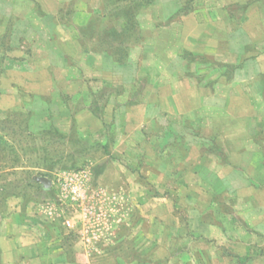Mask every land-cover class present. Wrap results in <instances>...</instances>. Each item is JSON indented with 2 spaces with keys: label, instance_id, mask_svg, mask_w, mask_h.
<instances>
[{
  "label": "crops",
  "instance_id": "obj_1",
  "mask_svg": "<svg viewBox=\"0 0 264 264\" xmlns=\"http://www.w3.org/2000/svg\"><path fill=\"white\" fill-rule=\"evenodd\" d=\"M199 1L153 0L145 5L139 15L142 41L120 63L107 52L84 47L79 30L68 28L70 22L83 27L99 14L100 0H0V26H5L0 31V59H9L11 49L28 41L30 53L22 56L35 72L41 60L47 64L54 58L62 60L55 72L54 95L68 94L72 102L59 98L60 116L49 124L64 134L75 127L73 104L82 91L84 118L101 124L96 141L111 136L112 128L103 118V109L109 106L116 109L114 117L124 111L113 119L112 145L118 134L135 142L141 136L152 137L154 123L160 124V137L166 141L149 152L156 159L153 167L167 171L161 184L178 171L176 190L172 189V197L168 188L138 197L142 205L150 206V213L143 215L152 217L153 199L171 197L174 202L180 189L188 187L192 201L188 217L193 218L194 232L216 239L241 260L248 253L254 255L245 264H264V0ZM70 5L74 12L69 22L62 13L72 10ZM76 14L84 19L78 21ZM144 73L154 77L146 79L140 92L134 84ZM30 111L33 128L48 126L36 124L39 111ZM123 123L132 130H120ZM166 152L181 155V165L165 159ZM200 184L207 187L210 203L223 200L224 208L217 206L212 215L199 203ZM120 220L115 219L118 229ZM23 222L27 224L22 227L6 219L0 225V264H81L56 241L47 243L34 224ZM83 232L85 244L90 236L88 229ZM170 249L159 258L152 252L147 257L144 250L140 260L115 259L117 264H199V259L185 257L186 249ZM213 250L210 264H233Z\"/></svg>",
  "mask_w": 264,
  "mask_h": 264
},
{
  "label": "rangeland",
  "instance_id": "obj_2",
  "mask_svg": "<svg viewBox=\"0 0 264 264\" xmlns=\"http://www.w3.org/2000/svg\"><path fill=\"white\" fill-rule=\"evenodd\" d=\"M69 7L72 10L68 9L62 15L67 17L70 22L69 17L73 14L74 8L72 5ZM75 17L78 21L84 19L77 14ZM69 24L68 28L72 31L76 28L80 31L82 27L71 22ZM4 27L0 26L2 33L5 30ZM22 45L19 49H11L13 51L8 54L9 59H0V121H6L8 116L15 114L16 118L23 120L20 126L24 128L25 122L28 120L26 113L37 109L39 112L36 113L35 123L49 125V122L53 119L55 121L60 116L58 99L66 100L67 104L69 101L72 102L68 94L54 95V91L57 90L53 89L54 85L56 87L55 72L57 73L61 67L62 60L59 57L54 58L51 64L41 60L38 71L35 72L30 60L28 61L25 56H22V54L30 53L31 43L24 41ZM74 64L77 65L76 62ZM151 75L154 77V74L150 73L140 74V78L134 84L140 92L145 88L146 79ZM77 79L80 80L78 72ZM36 85L39 86L35 87ZM82 92V95L75 99L77 103L73 104L74 109L77 110L75 114L77 122L73 131L70 130L66 135L74 132L73 140L81 138L84 143L83 145L65 143L62 148L66 158L72 156L70 157L71 161L60 162L53 168L51 176L48 177L51 180L48 188H45L43 184L42 188L36 184L21 188L25 182L28 183L29 172L30 174L35 173L43 167L42 164H39V168L33 166L29 170L23 168L28 167L27 165L34 161L36 153L28 152L20 158L16 164L18 167L16 174H11L12 170H8L9 168L0 169V185H8L5 191L10 190L12 186L18 188L17 192L20 186L22 191L20 195H8L2 201V195H0V210H5L3 217L0 216V225L6 219H12L13 223L23 227L27 224L23 221L27 220L43 233L47 243L56 241L58 248L59 246L65 248L67 253L71 254V258L81 264H86L87 259H89L88 264H117L115 258H121L123 262H133L144 257L141 254L144 250L147 251V257L152 252L151 255L154 258H159L165 256L167 252H170V248L174 247L186 249L185 257L199 259V264H210L209 258L211 260L214 255V247L219 255L228 258V261L233 264H245L249 258L254 257L248 253V256L241 260L234 253L230 254L228 250L224 249L216 239L194 232L193 218L188 217L191 213L190 205H192V201L187 197L188 187H182L180 195L177 194L174 202L171 201L170 193L172 189L176 190L175 177L178 176V171L176 170L174 175L172 173V176L169 175L170 177L168 176L161 184L160 178L162 174L166 175L167 171L157 170L153 167L156 159L149 152H156L166 141L160 137V133L163 131L160 124L154 123L152 132L156 133H153L152 137H135L137 142L133 138L125 140L123 135L118 134L110 154H105L101 149L94 148L92 144L101 136L98 132L101 129V124L99 122L92 124L84 118V91ZM137 98L135 96V99ZM114 110L116 109L111 106L103 109L106 125L112 129L116 128L114 120L116 121L124 114L123 111L114 117ZM6 126L12 127L10 120ZM14 127L18 128L16 125ZM43 127L42 124H38L37 128H32L38 130ZM119 129L125 132L132 130L125 123L121 124ZM7 139L10 141L8 137ZM36 143L39 146L44 145L37 141ZM45 144L49 151L54 153V147L50 145L49 141H46ZM21 145L28 148L26 144ZM18 148L20 149V147ZM163 157L168 160L172 158L180 165L184 160L177 152L174 154L166 152ZM187 165L190 166L189 163ZM152 169L155 171L153 172ZM36 176L34 174L31 180L35 181ZM71 177L79 181L81 186V195L79 196L74 195L66 186L67 179ZM165 184L167 185L165 186ZM200 187L203 192L198 194L199 203H202L209 212H213L212 215L217 206L224 208L220 205V201L223 200L215 199L212 205L207 187L200 184L199 190ZM164 188H168L166 193L171 196L170 201L153 199V202L150 203L152 217L144 216V211L150 213V206L149 204L145 206L144 203L142 205L137 201L138 197H145L146 193L150 195L153 192L161 193ZM217 212L220 215V212ZM117 218L121 219L119 229L117 228L118 222H115ZM68 221L70 225H68ZM84 228L88 229L90 236L89 240H85V244ZM145 231H147L146 235ZM198 247L200 248L198 249Z\"/></svg>",
  "mask_w": 264,
  "mask_h": 264
},
{
  "label": "trees",
  "instance_id": "obj_3",
  "mask_svg": "<svg viewBox=\"0 0 264 264\" xmlns=\"http://www.w3.org/2000/svg\"><path fill=\"white\" fill-rule=\"evenodd\" d=\"M152 1L153 0H100V13L92 15L79 31L80 43L84 47H89L92 50L107 52L111 54L116 61L123 63L128 59L130 49L133 46L139 45L142 41L143 36L139 15L142 8ZM95 110L96 112H100L98 114L102 112V109L99 107H96ZM26 115L28 116V120L25 122L24 128L20 126L23 120L16 118L15 114L8 116L6 121H0V169L9 168L8 170H12L11 174H16L18 168L16 164L20 161V158L28 152L31 154L36 153L34 161H31L29 165H27L28 167L23 168H26L25 170H29L32 166L39 168V164H42L43 167L35 173L30 174L29 172L27 175L28 183L25 182L24 185H21V188L32 184H36L42 188L41 182L31 180L33 175L50 177L53 168L57 164L63 161H71L70 157L72 156L67 154L70 157H65L62 148L65 143L70 142L71 144L79 143L83 145L84 141H81V138L80 140H73L74 132L66 135L53 124H49L48 127L39 128L38 130H33L30 123L32 112L28 111ZM9 120L12 127L6 126ZM14 125L18 128L20 126V128H15ZM110 131L111 136H108L105 141H94L92 144L94 148L101 149L105 154H110L114 138L113 130L110 129ZM36 141L44 145L39 146ZM46 141H49L50 145L54 147V153L49 151L47 144H45ZM21 144L28 145V148H25ZM18 147H20V149ZM25 172L28 173V171ZM7 186V184L0 185V195H2L1 201L8 195L17 196L22 192L20 186L18 192V188L14 186H12L10 190L5 191ZM4 211L5 210H0L2 214Z\"/></svg>",
  "mask_w": 264,
  "mask_h": 264
},
{
  "label": "built area",
  "instance_id": "obj_4",
  "mask_svg": "<svg viewBox=\"0 0 264 264\" xmlns=\"http://www.w3.org/2000/svg\"><path fill=\"white\" fill-rule=\"evenodd\" d=\"M66 186L70 188V191L73 192L74 195L79 196L81 195V186L79 184L78 179L68 178ZM70 225V222H67Z\"/></svg>",
  "mask_w": 264,
  "mask_h": 264
},
{
  "label": "water",
  "instance_id": "obj_5",
  "mask_svg": "<svg viewBox=\"0 0 264 264\" xmlns=\"http://www.w3.org/2000/svg\"><path fill=\"white\" fill-rule=\"evenodd\" d=\"M35 179L41 182L45 188H48L51 184V180L46 176H36Z\"/></svg>",
  "mask_w": 264,
  "mask_h": 264
}]
</instances>
